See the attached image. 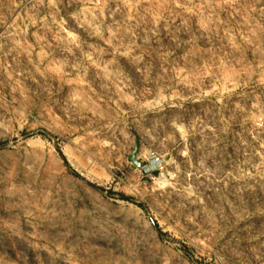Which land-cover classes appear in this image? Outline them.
<instances>
[{
	"label": "rangeland",
	"instance_id": "rangeland-1",
	"mask_svg": "<svg viewBox=\"0 0 264 264\" xmlns=\"http://www.w3.org/2000/svg\"><path fill=\"white\" fill-rule=\"evenodd\" d=\"M0 264H264V0H0Z\"/></svg>",
	"mask_w": 264,
	"mask_h": 264
},
{
	"label": "bare ground",
	"instance_id": "bare-ground-1",
	"mask_svg": "<svg viewBox=\"0 0 264 264\" xmlns=\"http://www.w3.org/2000/svg\"><path fill=\"white\" fill-rule=\"evenodd\" d=\"M162 181H160V183H161Z\"/></svg>",
	"mask_w": 264,
	"mask_h": 264
},
{
	"label": "built area",
	"instance_id": "built-area-1",
	"mask_svg": "<svg viewBox=\"0 0 264 264\" xmlns=\"http://www.w3.org/2000/svg\"><path fill=\"white\" fill-rule=\"evenodd\" d=\"M163 169V168H162Z\"/></svg>",
	"mask_w": 264,
	"mask_h": 264
}]
</instances>
